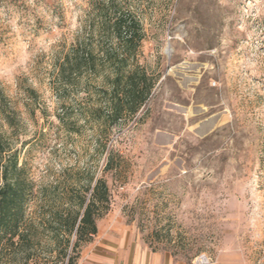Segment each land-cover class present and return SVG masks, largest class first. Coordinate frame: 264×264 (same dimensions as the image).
I'll use <instances>...</instances> for the list:
<instances>
[{
	"label": "rangeland",
	"instance_id": "374dc122",
	"mask_svg": "<svg viewBox=\"0 0 264 264\" xmlns=\"http://www.w3.org/2000/svg\"><path fill=\"white\" fill-rule=\"evenodd\" d=\"M119 1L157 81L135 117L105 130L78 117L94 98L54 90L90 0H0V91L14 111L0 134L34 193L0 264H75L98 235L125 233L185 264H264V0ZM62 111L77 125L58 122ZM89 174L106 182L109 209L91 240L67 246L56 214L65 191L88 199Z\"/></svg>",
	"mask_w": 264,
	"mask_h": 264
},
{
	"label": "trees",
	"instance_id": "16d2710c",
	"mask_svg": "<svg viewBox=\"0 0 264 264\" xmlns=\"http://www.w3.org/2000/svg\"><path fill=\"white\" fill-rule=\"evenodd\" d=\"M89 3L80 34L57 65L54 90L61 98L79 91L85 94L84 100L94 98V102L83 105L78 117L108 130L135 117L157 80L137 61L144 38L137 16L119 0ZM0 115L9 125L13 122L14 111L5 103L1 91ZM70 115L62 111L56 118L66 127L77 125L76 120L71 122ZM112 164L110 152L104 170L111 169ZM21 173L18 153L0 134V242L5 238L12 247L13 239L23 236L18 232L23 208L34 196L31 183ZM85 191H90L87 200L82 192L73 189L65 191L61 198L65 208L57 212L56 218L67 246L72 235L76 238L73 247L78 241L91 240L97 233L96 218L109 209L108 188L102 178L89 174Z\"/></svg>",
	"mask_w": 264,
	"mask_h": 264
},
{
	"label": "crops",
	"instance_id": "0c3cea01",
	"mask_svg": "<svg viewBox=\"0 0 264 264\" xmlns=\"http://www.w3.org/2000/svg\"><path fill=\"white\" fill-rule=\"evenodd\" d=\"M95 249L93 250V248ZM75 264H185L165 251H152L135 244L128 235H98ZM187 264V263H186Z\"/></svg>",
	"mask_w": 264,
	"mask_h": 264
},
{
	"label": "built area",
	"instance_id": "2783aa9c",
	"mask_svg": "<svg viewBox=\"0 0 264 264\" xmlns=\"http://www.w3.org/2000/svg\"><path fill=\"white\" fill-rule=\"evenodd\" d=\"M194 264H210V261L204 254H201L195 258Z\"/></svg>",
	"mask_w": 264,
	"mask_h": 264
}]
</instances>
